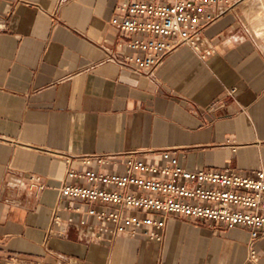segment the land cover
I'll return each instance as SVG.
<instances>
[{"label":"crops","instance_id":"crops-1","mask_svg":"<svg viewBox=\"0 0 264 264\" xmlns=\"http://www.w3.org/2000/svg\"><path fill=\"white\" fill-rule=\"evenodd\" d=\"M123 1L0 0V261L264 264L247 228L173 214L159 240L114 235L87 214L105 205L60 197L69 168L123 171L129 153L264 169V0L223 4L201 49L182 44L153 77L108 59L126 37L110 24ZM94 154L109 163H83Z\"/></svg>","mask_w":264,"mask_h":264},{"label":"built area","instance_id":"built-area-1","mask_svg":"<svg viewBox=\"0 0 264 264\" xmlns=\"http://www.w3.org/2000/svg\"><path fill=\"white\" fill-rule=\"evenodd\" d=\"M229 1L124 0L116 6L110 24L126 37L116 50H110L108 59L153 77L168 54L182 44L200 50L205 28L222 13L217 9ZM211 51L205 49L201 54L210 55ZM160 155L162 163L129 153L123 171L71 167L66 174L73 181L59 186L60 197L105 205L101 209L90 207L87 214L101 223V231L114 235L142 234L159 240L168 217L177 214L229 230L247 228L253 243L264 239V169L250 173L230 167L190 170L180 164L172 150L164 149ZM82 159L89 165L94 161L98 165L109 163L103 154ZM43 186L38 185L39 189ZM54 218L56 222L59 219ZM249 255L254 262L260 259L254 246Z\"/></svg>","mask_w":264,"mask_h":264},{"label":"rangeland","instance_id":"rangeland-1","mask_svg":"<svg viewBox=\"0 0 264 264\" xmlns=\"http://www.w3.org/2000/svg\"><path fill=\"white\" fill-rule=\"evenodd\" d=\"M2 261L10 262V263H20V264H48L47 260L39 259V258H24V257H16V258H3ZM0 261V262H2Z\"/></svg>","mask_w":264,"mask_h":264},{"label":"water","instance_id":"water-1","mask_svg":"<svg viewBox=\"0 0 264 264\" xmlns=\"http://www.w3.org/2000/svg\"><path fill=\"white\" fill-rule=\"evenodd\" d=\"M0 264H15V263H10V262H4V261H2V262H0ZM16 264H20V263H16Z\"/></svg>","mask_w":264,"mask_h":264},{"label":"bare ground","instance_id":"bare-ground-1","mask_svg":"<svg viewBox=\"0 0 264 264\" xmlns=\"http://www.w3.org/2000/svg\"><path fill=\"white\" fill-rule=\"evenodd\" d=\"M248 1V0H247ZM249 1H251V0H249ZM259 1V0H258ZM246 3V2H245ZM253 3V2H252ZM254 4V3H253ZM262 4V3H261ZM252 5V4H251ZM261 17V16H260ZM264 22V21H263ZM260 33H261V31H259ZM262 35V34H261ZM264 35V34H263Z\"/></svg>","mask_w":264,"mask_h":264}]
</instances>
